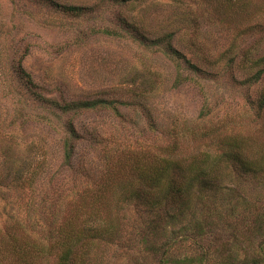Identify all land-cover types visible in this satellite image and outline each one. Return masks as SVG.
Instances as JSON below:
<instances>
[{
  "label": "rangeland",
  "instance_id": "374dc122",
  "mask_svg": "<svg viewBox=\"0 0 264 264\" xmlns=\"http://www.w3.org/2000/svg\"><path fill=\"white\" fill-rule=\"evenodd\" d=\"M202 159L219 189L152 224L143 201L186 181L165 168ZM261 216L264 0H0V240L56 264L70 219L105 231L86 264H264Z\"/></svg>",
  "mask_w": 264,
  "mask_h": 264
},
{
  "label": "trees",
  "instance_id": "16d2710c",
  "mask_svg": "<svg viewBox=\"0 0 264 264\" xmlns=\"http://www.w3.org/2000/svg\"><path fill=\"white\" fill-rule=\"evenodd\" d=\"M68 10L74 14H78L79 9L76 7H68ZM107 34H111V32H106ZM168 50L172 53L171 55L179 57V54L175 52L173 49L168 48ZM262 75V71H258L253 77V81L257 82ZM106 103L104 101H93V102H85L80 104L81 108H87L89 110H95L99 106L103 107ZM103 105V106H102ZM64 158L65 160H69L73 153V145H74V135L71 138H64ZM239 148V146H236ZM228 161L231 160L228 156H226ZM234 162L237 167H241V171L243 172H254L248 168V165L251 167L249 163H243L237 159V155H234ZM224 161V160H223ZM219 160L202 159V160H194L192 162L191 167L188 171L181 169L180 162L178 164H174V168L166 167L164 173L167 171H171L177 174L178 179L186 180L183 184L176 185L174 180L166 181V184H161L165 186V192L162 199H155L156 195L151 194L148 195L149 199L143 201V203L151 209L154 214V222L152 224H157L162 219L164 222L167 221L168 217L170 219H175V216L178 214H183V212L189 209L193 203H202L204 200V193L215 192L219 189L217 182H215L218 178V175H214L215 168L219 165ZM244 166V167H243ZM177 171V172H176ZM186 172V173H185ZM162 173V172H161ZM159 173L158 177L155 175L154 179H152V187L159 185L163 179V174ZM161 180V181H160ZM167 189V190H166ZM195 194L197 197L194 199V202H191V195ZM167 196L171 198L168 201ZM152 198H154L152 200ZM166 200V201H165ZM203 204V203H202ZM160 209L162 211L161 215H157L156 210ZM172 210V215L168 214V210ZM163 215V218H162ZM168 216V217H167ZM167 218V219H166ZM66 223H64L63 227H58L55 230H50L46 233L48 238L53 242V245L49 249L54 248L57 254L56 264H86L88 260V252L89 248L92 246L95 247V241L98 239L99 241H104L105 231H101L96 228H82L79 231H75L72 226L71 220L66 219ZM256 224L259 227H264V216H261ZM263 224V225H262ZM53 231V232H52ZM92 232V234H90ZM5 238V237H3ZM4 242V243H1ZM264 246V240L262 242ZM48 250V249H46ZM51 253L46 252L45 248L39 242H33L30 238L22 237L19 242L14 237L8 235L7 241L0 240V263L3 258L12 259V264H37L38 262L47 258V255ZM189 261V259H186ZM264 261V249L262 248L261 252V262Z\"/></svg>",
  "mask_w": 264,
  "mask_h": 264
}]
</instances>
